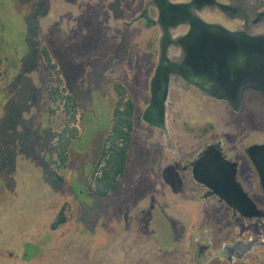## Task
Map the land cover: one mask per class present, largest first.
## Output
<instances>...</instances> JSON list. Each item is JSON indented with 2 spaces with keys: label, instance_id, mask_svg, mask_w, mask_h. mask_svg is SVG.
<instances>
[{
  "label": "rangeland",
  "instance_id": "rangeland-1",
  "mask_svg": "<svg viewBox=\"0 0 264 264\" xmlns=\"http://www.w3.org/2000/svg\"><path fill=\"white\" fill-rule=\"evenodd\" d=\"M141 8L140 0H0V264H194L204 200L172 192L169 168L179 149L234 130L235 114L171 86L166 130L142 121L160 32L131 23ZM58 77L78 106L65 163L52 149L70 120L49 97ZM116 85L134 103V131L120 187L105 198L88 187ZM61 212L66 221L53 229Z\"/></svg>",
  "mask_w": 264,
  "mask_h": 264
},
{
  "label": "flooded vegetation",
  "instance_id": "flooded-vegetation-1",
  "mask_svg": "<svg viewBox=\"0 0 264 264\" xmlns=\"http://www.w3.org/2000/svg\"><path fill=\"white\" fill-rule=\"evenodd\" d=\"M140 1L142 8L131 23L157 29L158 47L164 44L171 60L180 58L182 51L177 48L178 54L173 55L169 50L192 29H201L195 18L222 31L241 33L238 42H223L236 57L247 46L245 37L264 36V0ZM244 52L247 58L241 60L243 66L229 88L211 90L239 96L235 108L228 101L210 98L183 78L171 77L170 89L192 88L226 103L235 114L227 124L234 130L221 138L200 140L188 151L179 149L180 162L169 168L172 180L167 187L172 192H189L192 201L197 196L204 200L206 228L204 235L196 238L194 264H264V85L258 82L259 49L253 44Z\"/></svg>",
  "mask_w": 264,
  "mask_h": 264
},
{
  "label": "water",
  "instance_id": "water-1",
  "mask_svg": "<svg viewBox=\"0 0 264 264\" xmlns=\"http://www.w3.org/2000/svg\"><path fill=\"white\" fill-rule=\"evenodd\" d=\"M195 20L201 29L199 31L192 29L179 41V44H175L176 48L182 51L180 58L171 60L164 44L160 46L158 63L150 81V102L142 115V121L156 129H166L171 77L183 78L188 83L202 89L210 98L228 101L232 108H235L239 102V96L218 95L211 90L219 91L224 86L229 88L231 82L235 81L239 68L243 66L241 60L247 58V53L244 51L250 50L254 44L259 49L260 55L258 82L264 85V36L245 37L247 46L244 45L243 53L236 57L229 53L231 47L223 42L225 39L228 43H236L243 36L241 33H229L205 25L198 18ZM209 36L211 41H209Z\"/></svg>",
  "mask_w": 264,
  "mask_h": 264
},
{
  "label": "trees",
  "instance_id": "trees-1",
  "mask_svg": "<svg viewBox=\"0 0 264 264\" xmlns=\"http://www.w3.org/2000/svg\"><path fill=\"white\" fill-rule=\"evenodd\" d=\"M42 54L48 67L55 71L56 65L53 64L49 51L44 48ZM56 83L57 86L51 87L49 91L50 100L56 102L60 99L66 106L70 120L62 132L53 134L56 142L52 149L59 160L65 163L68 159V148L71 140L77 135V128L70 126V124L76 121L78 106L72 96L66 95L61 90L62 81L60 77L57 78ZM115 88L119 95V100L113 111L111 129L104 141L98 163L92 174V182L88 187L91 194L105 198L109 197L120 187L121 179L126 171L128 153L134 131V103L126 99L127 92L122 86L116 85ZM65 221L66 217L61 212L56 222L52 225L53 229H56L58 225L63 224Z\"/></svg>",
  "mask_w": 264,
  "mask_h": 264
}]
</instances>
